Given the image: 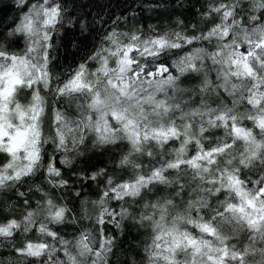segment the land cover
Returning a JSON list of instances; mask_svg holds the SVG:
<instances>
[{
    "label": "clouds",
    "instance_id": "9594fccd",
    "mask_svg": "<svg viewBox=\"0 0 264 264\" xmlns=\"http://www.w3.org/2000/svg\"><path fill=\"white\" fill-rule=\"evenodd\" d=\"M0 264H264V0H0Z\"/></svg>",
    "mask_w": 264,
    "mask_h": 264
},
{
    "label": "trees",
    "instance_id": "16d2710c",
    "mask_svg": "<svg viewBox=\"0 0 264 264\" xmlns=\"http://www.w3.org/2000/svg\"><path fill=\"white\" fill-rule=\"evenodd\" d=\"M121 14H123V13H121Z\"/></svg>",
    "mask_w": 264,
    "mask_h": 264
}]
</instances>
